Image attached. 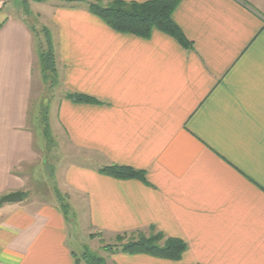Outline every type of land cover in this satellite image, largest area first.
I'll list each match as a JSON object with an SVG mask.
<instances>
[{"label":"crops","instance_id":"obj_1","mask_svg":"<svg viewBox=\"0 0 264 264\" xmlns=\"http://www.w3.org/2000/svg\"><path fill=\"white\" fill-rule=\"evenodd\" d=\"M13 1L0 0V197L24 199L0 204V264H86L71 244L79 213L92 241L154 226L188 245L180 260L118 251L114 264H264V0H179L173 19L192 49L159 30L120 33L92 1H46L59 72L51 135L97 163L63 175L73 218L39 188L47 140L33 105L45 82ZM111 164L146 182L98 171Z\"/></svg>","mask_w":264,"mask_h":264},{"label":"trees","instance_id":"obj_2","mask_svg":"<svg viewBox=\"0 0 264 264\" xmlns=\"http://www.w3.org/2000/svg\"><path fill=\"white\" fill-rule=\"evenodd\" d=\"M46 2L49 0H33ZM179 4V0H148L144 2L126 0H98L89 3L92 13L100 17L107 25L120 33L133 34L143 38H149L154 31L159 30L174 37L186 49L193 48L190 41L180 27L175 23L173 14ZM4 22H0V27ZM35 27V26H34ZM33 27L38 42V55L41 72L45 83L51 88L59 85V72L57 67L56 52L51 31L47 27L42 28L40 34ZM41 33L44 39L41 38ZM66 97L75 102H96L97 100L81 94L68 92ZM43 134L47 141L52 140L48 106L43 113ZM102 174L117 179H138L146 182V174L143 170L128 165L111 164L98 169ZM56 192L60 195L58 189ZM148 231V234L146 233ZM137 230L120 233L118 236L126 238L118 251L129 254H148L169 260H180L187 250V243L176 237L166 235L163 231L152 226L148 230ZM81 260L86 264H107L103 257L86 251Z\"/></svg>","mask_w":264,"mask_h":264},{"label":"rangeland","instance_id":"obj_3","mask_svg":"<svg viewBox=\"0 0 264 264\" xmlns=\"http://www.w3.org/2000/svg\"><path fill=\"white\" fill-rule=\"evenodd\" d=\"M92 2H96L98 0H88ZM106 1V0H105ZM52 1L50 2H44V3H37L33 0H14L11 4L8 5V12L15 14L16 16L24 17L32 26L36 29V31L40 34L42 32V28L47 25L43 19H45L48 14V9L51 6ZM89 4V3H88ZM4 16L0 15V22L3 20ZM46 27V26H45ZM41 38L44 39L43 33H41ZM44 90L42 91V95L35 99L34 105H33V112H36V127H38V130L41 133V139L43 140V113L45 112V108L47 107V104L54 96H58L59 92V86L55 88H51L47 83L44 84ZM57 93V94H56ZM52 106H54L52 104ZM57 132V131H56ZM41 155H44V159L41 161L44 164H40V172H43L42 169H44V175H45V183L39 186H44L43 191L45 193H51V191L54 193L55 197L53 199L59 200L61 203H67V201L64 198L63 194V188H62V181H63V175L65 174V171L67 170L68 166L72 163H89L92 166H95L94 164L96 161L94 160H88L86 158V154L83 152H78L77 150L73 149L68 143L63 140L58 142L54 138L49 141H45L42 145V151ZM41 156V157H42ZM56 188L58 189L60 195L57 194ZM38 190V189H37ZM42 193H39L41 195ZM66 201V202H65ZM68 204V203H67ZM67 209V215L70 218L74 217V209L71 207L70 204L66 206ZM79 220L77 223L74 224L78 227L77 228V235H72L71 244L75 248L76 251H78L80 254H83L84 252L88 251L91 254L101 256L104 258L107 264H114L113 261V252L117 248H121V245L126 238H119V234L110 237L109 240L103 239V238H97L96 240H91L86 235V227H85V213H79ZM147 231V230H146ZM148 234V231L146 232Z\"/></svg>","mask_w":264,"mask_h":264},{"label":"water","instance_id":"obj_4","mask_svg":"<svg viewBox=\"0 0 264 264\" xmlns=\"http://www.w3.org/2000/svg\"><path fill=\"white\" fill-rule=\"evenodd\" d=\"M23 199H24L23 193L20 191H15L0 197V204L9 203V202H21L23 201Z\"/></svg>","mask_w":264,"mask_h":264}]
</instances>
